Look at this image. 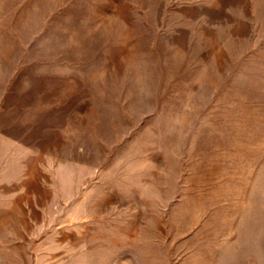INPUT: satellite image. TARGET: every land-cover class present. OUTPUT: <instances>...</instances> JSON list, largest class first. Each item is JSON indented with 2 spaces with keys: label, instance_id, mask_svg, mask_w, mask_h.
I'll use <instances>...</instances> for the list:
<instances>
[{
  "label": "rangeland",
  "instance_id": "rangeland-1",
  "mask_svg": "<svg viewBox=\"0 0 264 264\" xmlns=\"http://www.w3.org/2000/svg\"><path fill=\"white\" fill-rule=\"evenodd\" d=\"M0 264H264V0H0Z\"/></svg>",
  "mask_w": 264,
  "mask_h": 264
}]
</instances>
